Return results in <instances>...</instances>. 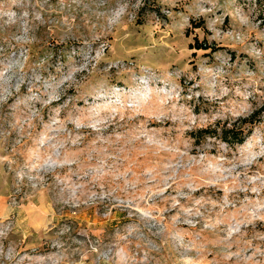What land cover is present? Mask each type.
Returning a JSON list of instances; mask_svg holds the SVG:
<instances>
[{
  "label": "rangeland",
  "instance_id": "rangeland-1",
  "mask_svg": "<svg viewBox=\"0 0 264 264\" xmlns=\"http://www.w3.org/2000/svg\"><path fill=\"white\" fill-rule=\"evenodd\" d=\"M0 264H264V0H0Z\"/></svg>",
  "mask_w": 264,
  "mask_h": 264
},
{
  "label": "trees",
  "instance_id": "trees-1",
  "mask_svg": "<svg viewBox=\"0 0 264 264\" xmlns=\"http://www.w3.org/2000/svg\"><path fill=\"white\" fill-rule=\"evenodd\" d=\"M198 47L208 48L209 46L204 43H198ZM259 113H260L259 109L255 110L251 115L243 118V120L246 123L250 122L252 124L254 118ZM236 125L234 126L223 125L222 128H211V127L201 128L195 133V135L197 136V133H199L200 135H218L228 143H234V141H236L237 143H242L246 139L247 134L251 132V128L247 132H244V130H242V127H238Z\"/></svg>",
  "mask_w": 264,
  "mask_h": 264
}]
</instances>
